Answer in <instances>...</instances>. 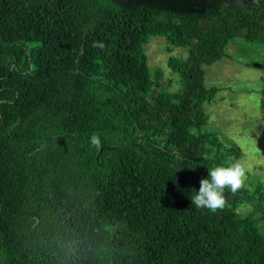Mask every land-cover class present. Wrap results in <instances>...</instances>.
Segmentation results:
<instances>
[{
	"label": "trees",
	"instance_id": "1",
	"mask_svg": "<svg viewBox=\"0 0 264 264\" xmlns=\"http://www.w3.org/2000/svg\"><path fill=\"white\" fill-rule=\"evenodd\" d=\"M150 36L187 48L166 59L178 91L150 76ZM232 37L263 39L264 0H0V264H264V212L237 211L258 186L191 204L238 158L200 130L220 89L202 64Z\"/></svg>",
	"mask_w": 264,
	"mask_h": 264
},
{
	"label": "rangeland",
	"instance_id": "2",
	"mask_svg": "<svg viewBox=\"0 0 264 264\" xmlns=\"http://www.w3.org/2000/svg\"><path fill=\"white\" fill-rule=\"evenodd\" d=\"M258 1L230 0L233 7H245ZM165 44L163 37L150 36L143 44V51L150 76L153 78L155 70L159 69L160 87L175 92L180 89L179 77L167 67L166 59L169 55L185 58L188 50L172 47L166 52ZM223 51L225 55L218 60L202 64L204 86L220 89L212 101L202 104L207 120L200 130L215 132L222 144L235 148L238 153L236 160L247 169L243 188L251 194L258 186L264 197V109L260 106L263 99L260 76L264 68L253 65L264 64V37L257 42L232 37ZM251 197L249 195V200L237 207L240 214L252 209L264 212V201L257 200L256 195Z\"/></svg>",
	"mask_w": 264,
	"mask_h": 264
},
{
	"label": "clouds",
	"instance_id": "3",
	"mask_svg": "<svg viewBox=\"0 0 264 264\" xmlns=\"http://www.w3.org/2000/svg\"><path fill=\"white\" fill-rule=\"evenodd\" d=\"M103 48V44H94ZM89 143L99 150L101 148V137L96 132L89 136ZM247 169L233 157H227L223 163L208 168V178L200 180L199 190L191 195V204L197 209H207L211 212L222 210L226 205L225 190L236 193L240 190L246 180Z\"/></svg>",
	"mask_w": 264,
	"mask_h": 264
},
{
	"label": "crops",
	"instance_id": "4",
	"mask_svg": "<svg viewBox=\"0 0 264 264\" xmlns=\"http://www.w3.org/2000/svg\"><path fill=\"white\" fill-rule=\"evenodd\" d=\"M255 67H257V68H264V64H262V63H260V64H256V63H254L253 64ZM250 66V65H249ZM260 78H261V83H262V87L264 86V73H261V76H260Z\"/></svg>",
	"mask_w": 264,
	"mask_h": 264
}]
</instances>
